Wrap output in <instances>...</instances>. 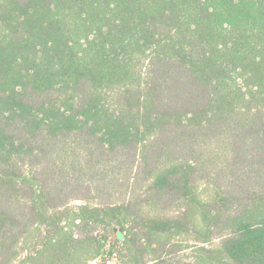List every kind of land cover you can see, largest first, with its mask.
I'll return each instance as SVG.
<instances>
[{
	"label": "trees",
	"instance_id": "1",
	"mask_svg": "<svg viewBox=\"0 0 264 264\" xmlns=\"http://www.w3.org/2000/svg\"><path fill=\"white\" fill-rule=\"evenodd\" d=\"M118 257L264 264V0H0V264Z\"/></svg>",
	"mask_w": 264,
	"mask_h": 264
},
{
	"label": "rangeland",
	"instance_id": "2",
	"mask_svg": "<svg viewBox=\"0 0 264 264\" xmlns=\"http://www.w3.org/2000/svg\"><path fill=\"white\" fill-rule=\"evenodd\" d=\"M202 189L205 191V192H202V196H203V198L204 199H209V197L211 196V194L210 193H212V191H210V188H208V187H206V186H202ZM205 189H207V190H205ZM82 203L81 202H72L71 204H70V206L73 208V210H74V212H75V210L78 208V206H80ZM99 229H101V228H98V230ZM100 231H102V230H100ZM100 231H97L96 232V234L97 233H100ZM98 236H99V234H98ZM220 242V240L219 239H217V240H215V241H213V245H214V247H215V245H217L218 243ZM189 244L190 245H193L194 243L193 242H190L189 241ZM185 255H186V259H187V261H192L193 260V258H190L191 256H192V248H189V249H187L185 252ZM189 257V258H188ZM110 262H104L101 258H99L97 261H95V262H93V263H91V264H123V262H122V260L118 257V258H113V259H110L109 260Z\"/></svg>",
	"mask_w": 264,
	"mask_h": 264
}]
</instances>
